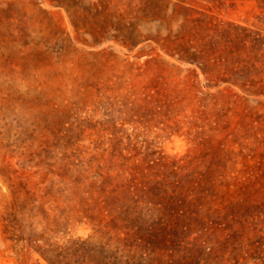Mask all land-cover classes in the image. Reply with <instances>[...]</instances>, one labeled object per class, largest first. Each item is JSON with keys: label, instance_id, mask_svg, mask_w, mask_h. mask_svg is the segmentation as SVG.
Here are the masks:
<instances>
[{"label": "rangeland", "instance_id": "obj_1", "mask_svg": "<svg viewBox=\"0 0 264 264\" xmlns=\"http://www.w3.org/2000/svg\"><path fill=\"white\" fill-rule=\"evenodd\" d=\"M264 264V0H0V264Z\"/></svg>", "mask_w": 264, "mask_h": 264}, {"label": "trees", "instance_id": "obj_2", "mask_svg": "<svg viewBox=\"0 0 264 264\" xmlns=\"http://www.w3.org/2000/svg\"><path fill=\"white\" fill-rule=\"evenodd\" d=\"M115 254H116V261H115V264H137V263H135L134 261H132L131 259H126L125 261H124V259L123 258H121V256L119 257L118 256V254H117V252L115 251Z\"/></svg>", "mask_w": 264, "mask_h": 264}]
</instances>
